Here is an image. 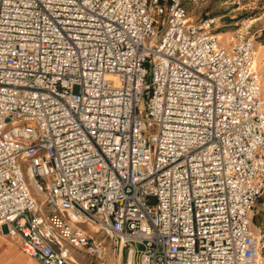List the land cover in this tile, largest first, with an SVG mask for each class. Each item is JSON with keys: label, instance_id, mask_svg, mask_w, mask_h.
Wrapping results in <instances>:
<instances>
[{"label": "built area", "instance_id": "obj_1", "mask_svg": "<svg viewBox=\"0 0 264 264\" xmlns=\"http://www.w3.org/2000/svg\"><path fill=\"white\" fill-rule=\"evenodd\" d=\"M219 22L185 0H0V235L38 264H264L256 41Z\"/></svg>", "mask_w": 264, "mask_h": 264}, {"label": "rangeland", "instance_id": "obj_2", "mask_svg": "<svg viewBox=\"0 0 264 264\" xmlns=\"http://www.w3.org/2000/svg\"><path fill=\"white\" fill-rule=\"evenodd\" d=\"M185 8L193 21L205 17L220 18L219 24L223 27L218 32L223 36L222 41L235 37L241 23L251 25L250 32L256 41V62L263 83L264 104V0H185ZM147 82H150V77ZM251 215L255 226L264 230V188L253 204ZM117 256V251L106 247L100 257L78 256V259L80 264H117ZM124 259L120 264H124Z\"/></svg>", "mask_w": 264, "mask_h": 264}, {"label": "crops", "instance_id": "obj_3", "mask_svg": "<svg viewBox=\"0 0 264 264\" xmlns=\"http://www.w3.org/2000/svg\"><path fill=\"white\" fill-rule=\"evenodd\" d=\"M1 263L2 264H38L36 261L26 256L21 251L19 245L15 241L6 239L0 235V264Z\"/></svg>", "mask_w": 264, "mask_h": 264}, {"label": "bare ground", "instance_id": "obj_4", "mask_svg": "<svg viewBox=\"0 0 264 264\" xmlns=\"http://www.w3.org/2000/svg\"><path fill=\"white\" fill-rule=\"evenodd\" d=\"M219 37H221V38H223V36H222V34L221 33H219ZM231 39V38H230ZM225 41H228V39L227 40H225ZM224 41V42H225ZM261 47V46H260ZM261 52V51H260ZM256 53L257 52H255V54H254V60H253V66H254V68H256L258 71H259V69H258V66H257V62H256V60H257V55H256ZM259 53V52H258ZM260 54V53H259ZM262 92H263V83H262V81H261V94H262ZM91 229H94L93 227L91 228ZM9 257V256H8ZM7 257V258H8ZM121 260H122V256H121V254L119 253L118 254V256H117V258H116V261H117V264H120L121 263ZM5 261V260H4ZM2 264V263H1ZM109 264H112V262H110ZM125 264H128V263H125Z\"/></svg>", "mask_w": 264, "mask_h": 264}]
</instances>
